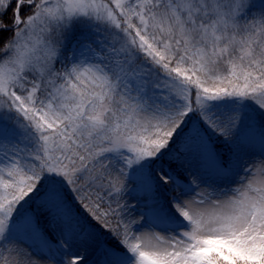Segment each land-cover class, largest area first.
I'll use <instances>...</instances> for the list:
<instances>
[{
    "label": "snow or ice",
    "instance_id": "snow-or-ice-1",
    "mask_svg": "<svg viewBox=\"0 0 264 264\" xmlns=\"http://www.w3.org/2000/svg\"><path fill=\"white\" fill-rule=\"evenodd\" d=\"M48 261L264 264V0H0V264Z\"/></svg>",
    "mask_w": 264,
    "mask_h": 264
},
{
    "label": "rangeland",
    "instance_id": "rangeland-1",
    "mask_svg": "<svg viewBox=\"0 0 264 264\" xmlns=\"http://www.w3.org/2000/svg\"><path fill=\"white\" fill-rule=\"evenodd\" d=\"M257 149H258V144H257ZM131 202H132V203H136L135 200H131ZM142 211H145V209H144V207H143V204H141V205L137 208V213L142 212ZM20 239H22V240L25 242V244H31V243H32L30 240L27 239V237H23V236H21ZM33 251H35L36 254H38V255L40 254V253H39V250H37V249H33ZM47 264H54V262H53V261H48Z\"/></svg>",
    "mask_w": 264,
    "mask_h": 264
},
{
    "label": "trees",
    "instance_id": "trees-1",
    "mask_svg": "<svg viewBox=\"0 0 264 264\" xmlns=\"http://www.w3.org/2000/svg\"><path fill=\"white\" fill-rule=\"evenodd\" d=\"M92 223H93V224H95V222H94V221H93Z\"/></svg>",
    "mask_w": 264,
    "mask_h": 264
}]
</instances>
